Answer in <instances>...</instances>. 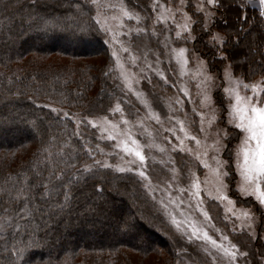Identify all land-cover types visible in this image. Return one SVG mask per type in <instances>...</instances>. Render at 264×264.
<instances>
[{
	"label": "trees",
	"instance_id": "16d2710c",
	"mask_svg": "<svg viewBox=\"0 0 264 264\" xmlns=\"http://www.w3.org/2000/svg\"><path fill=\"white\" fill-rule=\"evenodd\" d=\"M193 7L196 50L221 75L217 62L224 59ZM216 10L213 28L225 34L221 46L234 73L258 85L264 78V15L242 0H219ZM93 12L90 0H0V264L176 262L178 248L157 224L171 229L137 175L93 166L74 121L61 111L106 114L119 94L107 72L112 58L106 35ZM50 102L60 110L46 106ZM218 102L223 106V96ZM19 128L25 133L16 135ZM86 131L94 140V129ZM247 199L259 210L261 229L264 213ZM247 250L250 262L260 264L256 247Z\"/></svg>",
	"mask_w": 264,
	"mask_h": 264
},
{
	"label": "rangeland",
	"instance_id": "374dc122",
	"mask_svg": "<svg viewBox=\"0 0 264 264\" xmlns=\"http://www.w3.org/2000/svg\"><path fill=\"white\" fill-rule=\"evenodd\" d=\"M242 1L262 12L259 0ZM90 2L94 19L106 35L108 55L112 58L107 72L115 78L120 96H114L107 103L106 114L92 116L80 110L61 111L74 121L91 152V163L137 175L171 229L170 232L157 224L164 238L178 248L175 264H252L248 247H256L258 260L264 264V219L260 229L258 208L246 203L250 196L257 199L241 192L245 133L236 128L235 123H229L234 93L238 91L245 97L254 94L250 83L234 73L232 61L222 50L225 34L213 28L218 4L206 5L205 10L200 11L203 0H184L183 3L181 0H149L145 5L142 0H134L133 4L128 0ZM190 3L193 11L203 16V29L208 30L209 41L218 46L217 56L221 57L222 52L227 56L217 62L222 67L221 75L212 70L207 58L196 50L199 22L188 9ZM124 11L130 15L125 16ZM185 24L188 31L183 28ZM177 31H181L183 38L176 37ZM214 36L218 38L213 39ZM94 47L95 44L91 46ZM181 48L186 49L183 56L179 52ZM229 64L231 75L225 72ZM244 85L249 87L246 89ZM257 86L260 96L264 97V78ZM225 88L233 91L231 99ZM205 93L208 99L202 103ZM221 96L223 106L218 102ZM46 106L60 110V104L50 102ZM25 123L30 131L35 130L28 120ZM86 126L94 129V140L85 135ZM24 133L25 130L19 128L16 135ZM193 136L200 140L199 145L191 139ZM218 137L221 147L215 150L210 146ZM251 143L255 145L254 141ZM136 151L144 156L142 162L135 155ZM217 161L222 164L221 171L228 173L222 177V187L215 171ZM257 204L264 213V206L258 201ZM245 212L251 217L245 216ZM110 229L112 236L118 235ZM153 240L158 243L155 237Z\"/></svg>",
	"mask_w": 264,
	"mask_h": 264
},
{
	"label": "snow or ice",
	"instance_id": "6c2138e0",
	"mask_svg": "<svg viewBox=\"0 0 264 264\" xmlns=\"http://www.w3.org/2000/svg\"><path fill=\"white\" fill-rule=\"evenodd\" d=\"M184 0H181V3H183ZM219 3V0H203V2L199 5V10L204 11L205 6H215ZM260 7L262 9L261 14L264 15V0H259ZM157 7L159 5H156ZM125 16H129L130 13L127 11H124L123 13ZM159 19V18H158ZM177 27H180L179 25ZM185 31H188V26L185 24L183 26ZM176 37L178 39L183 38L181 31L176 32ZM218 37H213V39H217ZM220 40H223L222 37L219 38ZM226 42V41H225ZM186 49L181 48L179 50L180 55L183 56ZM221 59H227V56L222 52L221 53ZM231 68V65L225 66V72L229 75V69ZM237 85H239V81L236 82ZM244 87L247 89L249 86L244 85ZM258 86L252 85L251 89L253 92V96H241L238 91L234 93V102L230 104L231 112L230 116L232 119L229 121V123H235V127L242 130L245 133L244 140L242 141V144L244 147L242 148V155H243V162L241 164V175L243 177V184L241 185V192L244 194H251L253 195L259 204L261 206H264V97L260 96L259 91H257ZM225 92L229 94V98L231 99L233 97V91L229 88H225ZM208 96L205 93L203 96V100H207ZM67 115V113L65 114ZM215 120V116L213 115L212 121ZM181 125V131L184 130L183 122H179ZM202 123H203V116H202ZM211 123V121H210ZM201 131L204 129L201 128ZM227 136V133L224 134ZM191 139L195 140L197 145L200 144V140L197 139L195 136L191 137ZM255 142V145L253 146L251 142ZM135 143V141H133ZM213 147L215 150H219V147H221V138H217L213 145L210 146ZM126 151H131V149H125ZM189 151H191L189 149ZM135 155L139 157L140 161L142 162L144 160V156L141 154V152L136 151ZM204 155L206 156L207 153L205 152ZM239 156V154H238ZM197 158L199 159V154H197ZM203 163V161H201ZM207 167L208 165L205 164ZM222 164L220 161H217V168L215 169L218 177V181L223 186L222 183V177L227 176V171H221ZM123 171V169H120ZM143 175V172L140 173ZM219 191V189H218ZM226 199V197H224ZM245 216L251 217V214L248 212L244 213ZM205 236H207V233H205ZM209 240H211V237H208ZM213 244L216 243L215 240L211 241ZM235 247V245H233ZM232 255H235L234 253Z\"/></svg>",
	"mask_w": 264,
	"mask_h": 264
}]
</instances>
